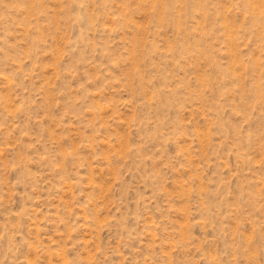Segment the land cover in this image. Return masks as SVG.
I'll return each mask as SVG.
<instances>
[{"label":"rangeland","instance_id":"obj_1","mask_svg":"<svg viewBox=\"0 0 264 264\" xmlns=\"http://www.w3.org/2000/svg\"><path fill=\"white\" fill-rule=\"evenodd\" d=\"M0 264H264V0H0Z\"/></svg>","mask_w":264,"mask_h":264}]
</instances>
